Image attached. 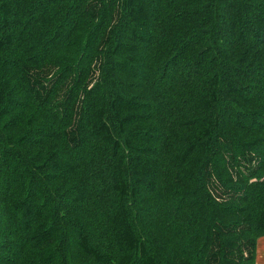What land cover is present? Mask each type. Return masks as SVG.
<instances>
[{"label": "trees", "instance_id": "16d2710c", "mask_svg": "<svg viewBox=\"0 0 264 264\" xmlns=\"http://www.w3.org/2000/svg\"><path fill=\"white\" fill-rule=\"evenodd\" d=\"M264 0H0V264H256Z\"/></svg>", "mask_w": 264, "mask_h": 264}, {"label": "crops", "instance_id": "0c3cea01", "mask_svg": "<svg viewBox=\"0 0 264 264\" xmlns=\"http://www.w3.org/2000/svg\"><path fill=\"white\" fill-rule=\"evenodd\" d=\"M262 242H259L258 247L259 249V257L258 260H256V264H264V237L261 239Z\"/></svg>", "mask_w": 264, "mask_h": 264}, {"label": "rangeland", "instance_id": "374dc122", "mask_svg": "<svg viewBox=\"0 0 264 264\" xmlns=\"http://www.w3.org/2000/svg\"><path fill=\"white\" fill-rule=\"evenodd\" d=\"M261 239H262V238H261ZM261 239H259V240H258V243H257V249H256V260H258V257H259V255H260V254H259V249H260V247H258V245H259V242H262Z\"/></svg>", "mask_w": 264, "mask_h": 264}]
</instances>
